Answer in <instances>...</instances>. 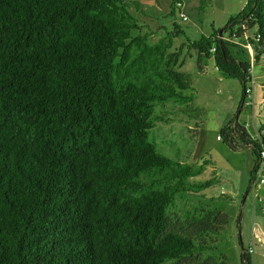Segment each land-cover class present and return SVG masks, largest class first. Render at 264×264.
Wrapping results in <instances>:
<instances>
[{
    "label": "trees",
    "instance_id": "16d2710c",
    "mask_svg": "<svg viewBox=\"0 0 264 264\" xmlns=\"http://www.w3.org/2000/svg\"><path fill=\"white\" fill-rule=\"evenodd\" d=\"M131 5L139 8L0 0V264H232L209 240L226 213L172 212L177 195L213 178L188 182L203 164L162 155L148 130L160 119L156 104L192 100L179 92L192 88L185 47L197 52L198 70L212 58L238 80L245 104L251 65L264 55V0H244L222 28L173 51L182 28L150 43ZM218 138L251 148L252 182L264 134L233 119ZM251 263L243 250L241 264Z\"/></svg>",
    "mask_w": 264,
    "mask_h": 264
},
{
    "label": "rangeland",
    "instance_id": "374dc122",
    "mask_svg": "<svg viewBox=\"0 0 264 264\" xmlns=\"http://www.w3.org/2000/svg\"><path fill=\"white\" fill-rule=\"evenodd\" d=\"M131 1L140 3L139 8L131 5L130 12L139 20L142 33H148L150 43L164 37L174 23L182 28L184 34L174 38L171 51L187 40L222 28L244 5V0H180V9L174 8L171 14L172 0ZM179 10L186 20L179 17ZM183 54L181 69L190 74L192 88L179 92L192 100L156 104L154 115L161 120L148 130V140L173 161L203 164L201 172L188 182L213 178V183L199 191L177 195L172 212L179 214L184 208L196 206L226 213L224 229L209 238L214 246L211 253H223L230 263L241 264V253L246 250L251 264H264V182H250L255 156L249 147L232 150L218 138L240 108L241 85L236 79L222 76L212 58L202 60L200 71L197 52L185 47ZM251 78L250 103L240 108L237 121L246 123L247 132L253 136L264 126V55L253 65Z\"/></svg>",
    "mask_w": 264,
    "mask_h": 264
},
{
    "label": "built area",
    "instance_id": "2783aa9c",
    "mask_svg": "<svg viewBox=\"0 0 264 264\" xmlns=\"http://www.w3.org/2000/svg\"><path fill=\"white\" fill-rule=\"evenodd\" d=\"M180 6H181V2H179V1L176 2V7H177L178 9H180ZM178 14H179V17H180L183 21L187 19L186 15H185L183 12H181L180 10H179V13H178ZM247 47H248L250 53L252 54V49H251V47H250L249 45H247ZM212 49H213V48H212ZM252 67H253V64L251 65L250 72L252 71ZM250 96H251V90L248 88V89L246 90V99H245V102H246L247 104L250 103V100H249ZM244 126L246 127L247 124L245 123ZM259 131H260L262 134H264V126L261 125V126L259 127L257 133H255L254 135L257 136V135L259 134ZM260 158H261V160L259 161L258 169L256 170V172H255V174H254V178H253V180H252V183L255 182V181H257V179L259 180V182H264V147H263V148L261 149V151H260Z\"/></svg>",
    "mask_w": 264,
    "mask_h": 264
},
{
    "label": "water",
    "instance_id": "95a60500",
    "mask_svg": "<svg viewBox=\"0 0 264 264\" xmlns=\"http://www.w3.org/2000/svg\"><path fill=\"white\" fill-rule=\"evenodd\" d=\"M220 33V32H219ZM242 107V105H240V108ZM240 108H239V110L237 111V114L235 115V118L234 119H237L238 118V114H239V112H240Z\"/></svg>",
    "mask_w": 264,
    "mask_h": 264
},
{
    "label": "crops",
    "instance_id": "0c3cea01",
    "mask_svg": "<svg viewBox=\"0 0 264 264\" xmlns=\"http://www.w3.org/2000/svg\"><path fill=\"white\" fill-rule=\"evenodd\" d=\"M139 4H140V3H139ZM259 62H260V60L258 61V63H259ZM258 63H257V64H258ZM263 86H264V81H263Z\"/></svg>",
    "mask_w": 264,
    "mask_h": 264
}]
</instances>
